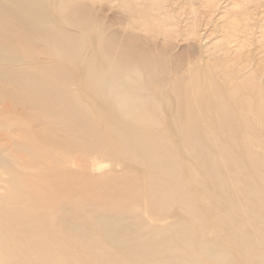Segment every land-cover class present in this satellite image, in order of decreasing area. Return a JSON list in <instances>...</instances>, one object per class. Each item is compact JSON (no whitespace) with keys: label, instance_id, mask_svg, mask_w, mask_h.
Returning a JSON list of instances; mask_svg holds the SVG:
<instances>
[{"label":"bare ground","instance_id":"6f19581e","mask_svg":"<svg viewBox=\"0 0 264 264\" xmlns=\"http://www.w3.org/2000/svg\"><path fill=\"white\" fill-rule=\"evenodd\" d=\"M47 1L0 0V165L16 195V206L38 197L42 201L38 206L43 207L37 212L0 204V264H48L56 257L63 258L64 264H208L202 257L212 264H237L238 260L241 264H264V155L254 151V147L263 146L256 137L259 129L254 121L259 123L251 111L254 108L249 104L250 110H245L248 105L231 103L229 94L233 93L214 87L212 102L198 106V119L189 100L204 102L203 86L189 90L183 67L172 64L169 54L163 50L153 54V47L138 44V37L130 30L90 34L96 20L82 7L78 12L54 17ZM170 96L178 100L179 118L186 117L183 125H177L180 145L196 161L188 168L189 180L170 138L161 103L162 97ZM185 109L186 116L182 115ZM258 118L263 120L264 113H258ZM81 150L87 155H107L117 164L129 160L146 165L145 172L123 173L137 172L133 184L127 185L123 179L122 186L131 189L139 204L124 215L112 210L100 214V206L95 205L87 223L80 225L76 223L80 205L76 198L73 203L66 200L70 193L77 195L75 184L71 182L68 187L61 182L52 188L55 190H44L24 180V175L48 181L59 177L62 162L77 163ZM47 162L53 169L48 175L42 165L32 174L21 170ZM228 171L230 177L226 176ZM195 172H202L200 183L206 188L218 189L210 198L211 206L217 207L211 214L213 224L202 227H226L225 236L216 231L213 241L203 239L197 248L185 222H178L183 228L177 234H187L179 243L173 234L160 237L169 231L164 225H147L149 233H142V226L132 229L126 223L129 213L142 212L145 205L152 211L150 218L157 221L167 220V211L176 207L205 224L196 197L187 191L189 183L196 181ZM32 186L35 195L30 192ZM230 188L241 190L246 202L237 203L228 192ZM10 190L3 203L13 202ZM57 197L62 202L60 207L53 205ZM58 208L68 218H54ZM53 242L55 246L46 249L45 245ZM79 245L81 249L75 248ZM157 245L172 251L169 260L162 258ZM36 251L42 254L40 261H29L27 258Z\"/></svg>","mask_w":264,"mask_h":264},{"label":"rangeland","instance_id":"374dc122","mask_svg":"<svg viewBox=\"0 0 264 264\" xmlns=\"http://www.w3.org/2000/svg\"><path fill=\"white\" fill-rule=\"evenodd\" d=\"M139 1L140 0H138L137 2L136 0H130L129 3V0H48L47 3L48 5L50 4V7L52 8L51 12L53 13L54 17H62L69 11L78 12L77 8L82 7L84 11L88 13V15L93 16L96 20V25L93 27L90 34H98L100 36L104 31H110L112 32L111 34H113L115 31L120 32V34L122 32L130 33V31H132L131 33L136 34V36L138 37V44H143L145 47H153V54H158L159 51L162 50L165 53L169 54V59L170 61L172 60V64H179L183 67L182 72L183 74L187 75V81H189V90L194 89V91H196L201 86H203L205 92L201 100H204V102L199 103L198 101L192 99L189 100L194 104L196 110L195 116L198 119H200V116L198 114V106H206L210 102H212L211 91L214 87H219L225 92L233 93L229 94V101L234 104L237 103L248 105V107H245V110H250V104L254 108V110L251 109V111H253V114L256 115L254 117L259 123L258 125L254 121V124L259 129V133H257L256 137L263 145L262 147H254V151L260 153V156H263L264 118L263 120H259L258 113L259 115L264 113V0ZM126 3L129 4V6L126 5ZM14 6L15 3L13 4V7ZM129 10L132 11V13ZM138 12L139 15H137ZM159 17H162V23H159L161 22L159 21V19L161 20V18ZM164 17H168V20L166 19V21H164ZM130 18H132V23L130 22ZM114 21H116V23ZM173 24H175L176 26ZM193 24L195 26H193ZM125 25L128 26V28H126ZM129 26L131 28H129ZM124 27L128 30H125ZM164 28L165 33L162 34ZM158 30L160 31V33ZM167 33L170 34V37L173 35L172 37L173 39L175 38V40L173 41L172 37L170 38ZM164 34L167 35L165 36ZM189 35L191 36L189 37ZM164 36L166 37L165 40L168 39L171 42H169L168 40L165 42V40H163ZM152 37H156V39ZM167 37H169L170 39ZM160 40L161 42H163L161 43ZM146 41H148V43H146ZM149 42H151L152 44ZM158 42H160V45ZM163 43L165 46L162 45ZM154 45L156 47H154ZM184 47L185 49L187 48L193 51L187 49L185 50ZM180 51L184 52H182L183 55ZM186 51L188 52L185 53ZM172 55H174V58L171 57ZM183 56L185 58H183ZM44 57L50 60L54 59L53 56L48 54H44ZM192 62L194 63V67ZM200 62L202 65L200 64ZM224 66L225 68H223ZM75 68L76 67L74 66L73 69L75 70ZM235 68H240V70H236ZM242 69L245 70L243 71ZM211 70H214V72H212ZM234 70L239 72H235ZM258 80L260 84H258ZM253 81H255L256 83H253ZM238 88H240L241 90H239ZM87 93L91 97V92L87 91ZM234 94L237 97L236 101L234 100ZM217 101L220 102L219 99ZM186 102L187 100L184 101V103ZM161 103L165 110V120L168 125V129L170 130V138L175 144L178 153V159L183 166L185 175H189V180L191 174L190 172L188 174V168H191L196 161L194 160L195 158L193 156L191 157V155L185 148L181 147V135L177 131V128H179L177 125L179 123H182L183 125V122L186 121V117H182V119L179 118V103L175 97H162ZM258 104L260 105V107H258ZM187 112L188 111L185 109L182 112V115L186 116L185 113L187 114ZM158 139L162 140L159 137ZM41 165L43 166V168H45V173L48 175L50 170L52 169L51 163L37 164L33 165L31 169L21 168V170L25 172H31V174L36 173ZM58 165H60V163ZM61 166L62 167L59 168L60 176L55 177L50 181L42 177L37 178L29 175H24V180L30 181V183L35 188L40 187L44 190H55L52 188L56 187V185L60 184L61 182H65L66 186L68 187L69 183L71 182L75 184L74 190L77 195L74 196V192L73 195H71L70 193L66 196V200H69V203H73V199L76 198L75 201L77 200L78 204L80 205H77L79 208L77 210V224L80 223V225H84V223H87V218L91 216V213L94 212L96 206H100V214H102L104 210H112L122 211L121 214L124 215L125 212L129 211V208L133 207L132 205L139 204L137 199L134 198L135 195H133V192L127 187V185L133 184L135 182L134 177H136L135 174L137 172L146 171V165H140L139 163L131 162L129 160H125L120 164H117L107 155L97 153L87 155L84 150H81L77 156V163L72 160H65V162H62ZM18 169L20 170V168ZM127 170H136L137 172H133L132 174L128 175L123 174ZM195 176L196 181L189 183V188L187 191L189 192V194H192L196 197L197 209L199 210V214H204L206 219L205 224H201L197 219L191 217L190 215L188 217L184 210L176 207H173L170 211H167L169 215L167 220L157 221L153 218H150V215H152V211H149L150 209L147 210L145 205L142 206L145 212L142 210V212L140 211L138 213H129V216L125 218L126 223L130 224L132 229H134L135 227L137 228V226L141 228L142 226V233H149V227H145L147 225L152 226V228L156 225H164L163 227H167L169 231L162 234L160 237L167 235L172 236L173 234L174 240L179 243L185 238L187 234H177L178 230H182L183 228L182 226L178 225V222H185L189 225V233H191L192 237L191 240H193L194 245L197 248L199 243L203 239L213 241L216 236V231L220 232L221 236H225L226 227L225 229L224 227H208V229L206 230L202 227L204 225L213 224L211 220V214L216 211L217 207L211 206L212 203L210 198L217 195L218 189L212 186L206 188L204 184L200 183L203 182L204 179L202 172H195ZM226 176L230 177L231 171H228V175ZM123 179H125V181L127 182L126 187L122 186ZM7 180L8 176L4 175L0 165V204L7 205V207L10 206L9 209L12 208L15 210H22L25 207H28L29 209H37V212H40L42 210L43 207L38 206V203L42 202L40 200L38 201V197H36L35 199H31L26 203H22L19 205L17 204L16 206V204H14L16 195L11 186L7 183ZM33 186L30 192H32L34 188ZM9 190V195L11 197L13 196V202L11 204H9V202L3 203V198L5 194L7 195V192ZM228 192L234 196L237 203L239 202L242 205L244 202H246V199L242 200V197L244 195L241 190L237 188H230ZM32 194L35 195L36 192H32ZM61 203L62 202L59 201V197H57L53 201V205L55 207H60ZM208 209H210V212L208 211ZM137 214L139 216L136 218L135 215ZM53 215L54 218L55 216H64L68 218V215L64 211L59 210V208L55 210V212H53ZM54 223H57V220ZM170 223H177V225H171ZM64 229L67 230L68 225L65 226ZM150 235L152 236V233H150ZM151 236L148 237L150 238ZM54 246V242L53 244L45 245L46 249H51ZM157 247L158 245L155 248ZM75 248L81 249L82 247L79 245ZM91 248L93 247L91 246ZM164 248L165 247L160 246L159 248H157V251L166 261L171 258L172 251H165ZM229 250L231 252H234V249L232 247H229ZM40 253V251H36L32 256L25 257H29L27 258L30 259L29 261L37 262L39 258L42 257V254ZM53 259L55 261H53ZM53 259H51V262H49L48 264H64L63 261H65L61 260L63 258L60 257H56ZM57 260L60 262H58ZM202 260L208 264H212V261L210 262V260L205 257H202ZM85 263L89 264L87 261H82L79 264ZM237 264H241V260H238Z\"/></svg>","mask_w":264,"mask_h":264}]
</instances>
